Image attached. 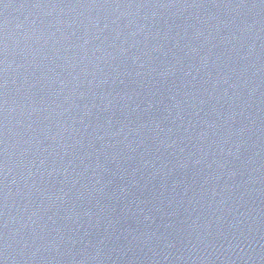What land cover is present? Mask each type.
<instances>
[{
	"label": "water",
	"instance_id": "1",
	"mask_svg": "<svg viewBox=\"0 0 264 264\" xmlns=\"http://www.w3.org/2000/svg\"><path fill=\"white\" fill-rule=\"evenodd\" d=\"M0 264H264V0H0Z\"/></svg>",
	"mask_w": 264,
	"mask_h": 264
}]
</instances>
